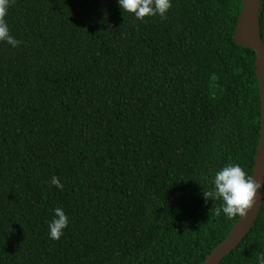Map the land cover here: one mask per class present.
Segmentation results:
<instances>
[{"label":"trees","instance_id":"obj_1","mask_svg":"<svg viewBox=\"0 0 264 264\" xmlns=\"http://www.w3.org/2000/svg\"><path fill=\"white\" fill-rule=\"evenodd\" d=\"M241 11L172 0L166 18L138 20L117 0H10L22 43L0 42V264L205 261L239 216L203 193L229 164L252 176L260 140L257 55L234 41ZM56 208L69 217L59 240ZM261 256L264 202L220 264Z\"/></svg>","mask_w":264,"mask_h":264},{"label":"clouds","instance_id":"obj_2","mask_svg":"<svg viewBox=\"0 0 264 264\" xmlns=\"http://www.w3.org/2000/svg\"><path fill=\"white\" fill-rule=\"evenodd\" d=\"M117 2L123 11L134 14L138 20L156 15L166 18L172 7V0H117ZM9 6L10 0H0V42H6L15 48L22 42L10 34L5 19ZM50 183L57 188H63L59 178L55 176ZM211 183L213 189L203 193L205 201L221 200V207L216 209L217 215L223 212L228 219L236 216L246 217L256 203L258 191L264 188V182L255 180L253 176H247L238 164H229L217 171ZM68 224L69 217L64 209L56 208L52 220L48 223L49 238L59 240ZM259 259L260 264H264V256Z\"/></svg>","mask_w":264,"mask_h":264},{"label":"water","instance_id":"obj_3","mask_svg":"<svg viewBox=\"0 0 264 264\" xmlns=\"http://www.w3.org/2000/svg\"><path fill=\"white\" fill-rule=\"evenodd\" d=\"M260 0H242V11L234 32V41L256 52V74L261 99L260 140L256 149L253 178L264 182V42L260 35ZM264 202V188L258 191L256 203L246 217H239L224 240L213 249L202 264H220L251 232Z\"/></svg>","mask_w":264,"mask_h":264}]
</instances>
